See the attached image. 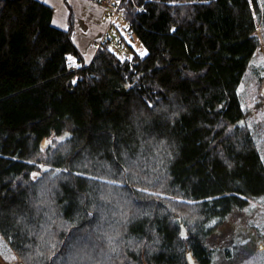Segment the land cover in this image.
Returning a JSON list of instances; mask_svg holds the SVG:
<instances>
[{
	"label": "trees",
	"instance_id": "16d2710c",
	"mask_svg": "<svg viewBox=\"0 0 264 264\" xmlns=\"http://www.w3.org/2000/svg\"><path fill=\"white\" fill-rule=\"evenodd\" d=\"M259 10L258 0H121L145 54L127 44L122 58L102 45L86 64L71 15L63 30L38 0H0V233L25 264H67L73 236L98 229L100 180L134 174L145 184L128 202L142 198L146 214L118 213L112 225L124 234L111 246H101L103 225L93 233L112 250L92 255L98 264H190L188 254L193 264H237L252 255L256 230L246 220L219 247L229 220L264 200V162L240 125L238 92ZM158 196L195 218L155 213Z\"/></svg>",
	"mask_w": 264,
	"mask_h": 264
},
{
	"label": "rangeland",
	"instance_id": "374dc122",
	"mask_svg": "<svg viewBox=\"0 0 264 264\" xmlns=\"http://www.w3.org/2000/svg\"><path fill=\"white\" fill-rule=\"evenodd\" d=\"M258 3L260 10L259 14H255L257 24L254 32L258 45L252 58L251 67L239 84L238 92L241 106L244 111V117L240 125H243L245 129L251 133L254 145L257 148L261 160L264 162V92H262V88L264 87V0H258ZM119 14L116 17V20L114 19V22H118V25L111 29L109 34L104 38L107 47L118 56L125 58L128 56L129 48L125 45V43L121 42V40H124L135 48L134 51L138 52L140 55L141 53L145 54V50L141 44L128 33L127 24L123 20L121 14ZM71 64L73 65L72 60ZM140 174V176H144L143 173ZM134 175L127 176V178H124L126 181L123 180L122 182L118 180H109L106 182L98 179L100 180L98 190H100L102 194H100L96 202V204H100V206L94 207V215L96 218L92 221V224H95L93 227L98 226V229L94 228V231H92V233L90 232V237L88 236L87 238L88 240H86L85 235H82L84 236L82 238H76L77 233L73 236L71 244L68 248H66L68 252L65 250L66 255L64 254L65 256L63 258L67 264H96L98 260L95 259L96 257H92V255L97 256L103 254V258H105L104 254L112 251L110 250L111 244L118 241L116 238L117 233L124 234L123 230H119L118 225H112L120 222V220H118V218L120 219V216H117L118 213L124 211L122 213L124 218L121 216L122 220H133V218H139L140 215L146 214L144 211L145 208H143L142 205L144 204V202H142V198H139V202H133L131 205L128 202V198L135 197L136 195L134 194L142 191L144 186L143 184H145V181H143L142 178H138ZM156 198L164 201L160 203L158 207L159 209H157L156 212L153 211L152 213L155 212L163 214L169 212L175 214V216L182 215L184 217L195 218L194 214L190 210L191 208L183 207L182 203H170L165 201V197L163 199L160 196L153 198L155 202ZM88 216L90 215L88 214ZM43 218L47 220L48 216L43 215ZM237 219V221H233L232 219L229 220V225L222 229V235L224 236L221 238L223 239L222 243L225 244L219 248L231 244L239 233V230L245 220L247 222L250 221L256 230L255 248L249 258L237 264H264V200H260L259 202H250L248 207L242 210ZM102 225L104 228L101 230L103 232L100 235H102L101 238L104 239V244L102 243L101 246L110 245L108 251H106V249L102 251L99 246L97 247L95 245V242H99L98 239L97 241L91 239L93 233L96 235L98 234L97 230L101 229ZM229 226L231 227V230H228ZM117 237L122 239L121 235H117ZM89 242L90 245L88 246L87 244ZM140 244V248L146 249V242H142ZM69 249H72L73 254L69 252ZM0 264H25L22 257L10 248L1 233ZM58 264H62V261H59Z\"/></svg>",
	"mask_w": 264,
	"mask_h": 264
},
{
	"label": "crops",
	"instance_id": "0c3cea01",
	"mask_svg": "<svg viewBox=\"0 0 264 264\" xmlns=\"http://www.w3.org/2000/svg\"><path fill=\"white\" fill-rule=\"evenodd\" d=\"M38 1L52 8V25L54 27L67 29L69 16H72V40L86 64L92 60L100 46L106 45L104 38L111 29L118 25L107 17V13L97 2L92 0ZM121 42L128 46V42L124 40Z\"/></svg>",
	"mask_w": 264,
	"mask_h": 264
},
{
	"label": "built area",
	"instance_id": "2783aa9c",
	"mask_svg": "<svg viewBox=\"0 0 264 264\" xmlns=\"http://www.w3.org/2000/svg\"><path fill=\"white\" fill-rule=\"evenodd\" d=\"M97 2L101 8L108 13V18L113 20L119 13L121 0H92ZM128 32L131 33L132 29L128 27ZM126 56V55H124Z\"/></svg>",
	"mask_w": 264,
	"mask_h": 264
},
{
	"label": "water",
	"instance_id": "95a60500",
	"mask_svg": "<svg viewBox=\"0 0 264 264\" xmlns=\"http://www.w3.org/2000/svg\"><path fill=\"white\" fill-rule=\"evenodd\" d=\"M263 91H264V88H263ZM181 230H182V234L185 235V231H184V228H183V227H182ZM187 256H188V259H189V263H190V264H193V261H192V259H191V257H190V254H188Z\"/></svg>",
	"mask_w": 264,
	"mask_h": 264
},
{
	"label": "snow or ice",
	"instance_id": "6c2138e0",
	"mask_svg": "<svg viewBox=\"0 0 264 264\" xmlns=\"http://www.w3.org/2000/svg\"><path fill=\"white\" fill-rule=\"evenodd\" d=\"M141 55H143V53H141Z\"/></svg>",
	"mask_w": 264,
	"mask_h": 264
},
{
	"label": "bare ground",
	"instance_id": "6f19581e",
	"mask_svg": "<svg viewBox=\"0 0 264 264\" xmlns=\"http://www.w3.org/2000/svg\"><path fill=\"white\" fill-rule=\"evenodd\" d=\"M119 14V13H118Z\"/></svg>",
	"mask_w": 264,
	"mask_h": 264
}]
</instances>
